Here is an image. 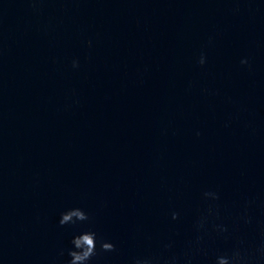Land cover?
I'll use <instances>...</instances> for the list:
<instances>
[{"label":"clouds","instance_id":"obj_1","mask_svg":"<svg viewBox=\"0 0 264 264\" xmlns=\"http://www.w3.org/2000/svg\"><path fill=\"white\" fill-rule=\"evenodd\" d=\"M198 63L200 65H204L206 63L205 54L202 53L200 55ZM241 64H248V60L242 59ZM73 67H78L77 61H73ZM197 135H199V133H197ZM203 195L206 199H210L212 201H218L220 199L219 194L215 191H206ZM209 214H212L211 207L209 208ZM171 218L172 220H177L179 218V213L175 211L172 212ZM89 219V215L84 210L80 208H72L61 213L59 224L64 226L75 224L77 222L88 221ZM205 225L206 217H201L197 221V230H205ZM215 228L219 233H226L228 231V229L223 225H216ZM200 239L201 237L197 238L198 241ZM71 243L73 248L69 249L67 253L70 257L68 264H89V261L97 255V234L94 231H85L74 236ZM100 250L102 252H115L116 246L111 242L101 240ZM61 255H63V251L61 252ZM248 259L249 257L237 248L228 253L217 255L214 264H248ZM132 264H157V261L152 257H136L132 261Z\"/></svg>","mask_w":264,"mask_h":264}]
</instances>
